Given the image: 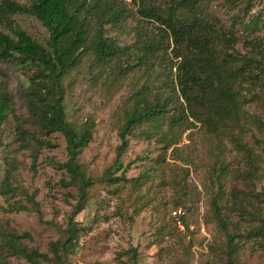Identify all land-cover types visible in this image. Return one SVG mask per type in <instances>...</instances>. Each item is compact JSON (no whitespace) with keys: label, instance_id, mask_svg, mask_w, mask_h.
<instances>
[{"label":"rangeland","instance_id":"374dc122","mask_svg":"<svg viewBox=\"0 0 264 264\" xmlns=\"http://www.w3.org/2000/svg\"><path fill=\"white\" fill-rule=\"evenodd\" d=\"M136 1L123 3L134 12ZM244 4L247 13L224 0L207 1L208 10L238 36L237 49L246 53L247 40L259 35L264 50V0ZM13 18L46 43L49 31L39 19L30 14ZM253 19L260 22L254 33L245 27ZM134 25L133 18L108 25L107 35L120 45L133 44ZM133 57L102 64L91 53L65 78L68 119L95 122L79 161L97 181L84 208L74 214L79 238L72 250L62 252L63 264H224L225 232L212 204L215 197L229 230H258L241 243L238 264H264V86L247 92L243 109L249 115L227 120L218 130L190 118L188 125L171 129L177 138L166 146L161 133L169 131L167 124L137 128L119 166L124 110L146 77ZM36 71L0 59V90L7 88L11 96L7 119L0 124V264H32L11 247L15 235L29 250L47 255L38 264H57L52 245L67 237L79 202L77 186L63 182L70 179L60 167L68 157L64 136L46 135L28 109L27 87ZM19 126L54 145L38 146L31 136L25 140ZM108 169L115 176L124 172L125 178L102 180Z\"/></svg>","mask_w":264,"mask_h":264},{"label":"trees","instance_id":"16d2710c","mask_svg":"<svg viewBox=\"0 0 264 264\" xmlns=\"http://www.w3.org/2000/svg\"><path fill=\"white\" fill-rule=\"evenodd\" d=\"M207 1L139 0L132 12L123 0H0V59L36 67L27 87L28 109L46 135L60 132L64 136L68 157L60 167L66 169L70 179L63 182L78 188L79 202L69 219L67 237L52 245L57 264H63L62 252L72 250L78 241L79 228L73 217L84 208L88 189L97 181L86 174L79 161L93 138L95 122L88 119L77 124L69 120L64 104L65 78L86 55L92 53L98 63L104 64L133 54V65L144 69L145 80L124 110L115 160L119 166L137 128L148 125L160 129L167 124L169 131L161 133L166 146L177 138L173 128L188 125L190 118L218 130L227 120L238 121L242 114L247 115L243 109L247 92L264 86L263 38L256 35L247 40L250 50L242 53L236 47L238 36L208 10ZM224 1L230 8L248 11L245 0ZM16 14L39 19L49 31L46 43L21 28L13 18ZM129 18L135 21L134 43L120 45L107 35V26L121 25ZM259 24L253 19L245 27L254 33ZM10 103V93L3 88L0 124L7 119ZM256 123L263 126L260 119ZM19 132L25 140L31 136L38 146L54 145L23 126H19ZM144 133L150 134V130ZM124 178V172L115 176L110 169L101 177L109 181ZM212 204L225 232L224 264H238L241 243L257 236L258 230L244 234L229 230L227 219L220 217L217 197ZM9 241L29 263L38 264L40 257H47L35 248H26L19 235Z\"/></svg>","mask_w":264,"mask_h":264}]
</instances>
